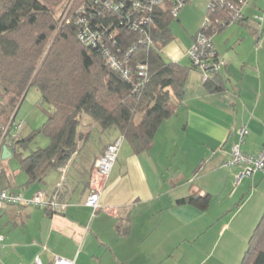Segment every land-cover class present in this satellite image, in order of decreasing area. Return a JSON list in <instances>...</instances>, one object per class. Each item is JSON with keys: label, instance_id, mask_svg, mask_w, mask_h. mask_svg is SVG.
Wrapping results in <instances>:
<instances>
[{"label": "crops", "instance_id": "0c3cea01", "mask_svg": "<svg viewBox=\"0 0 264 264\" xmlns=\"http://www.w3.org/2000/svg\"><path fill=\"white\" fill-rule=\"evenodd\" d=\"M262 22L260 31L245 16L235 22V32L223 33L227 25L215 31L219 35L212 33L225 60L219 75L223 87L212 90L200 69L189 70L183 98H173L177 110L162 123L151 147L135 153L122 140L97 209L86 204L87 170L108 143L122 137L118 130L108 132L103 144L81 142L67 167L45 182L28 183L26 174L22 184H14V175L4 176L5 163H0V189L24 198L39 191L50 198L59 191L65 204L60 211L4 204L0 264H33L37 256L43 264H54L56 256L74 264H239L264 212V171L238 181L241 168L228 161L243 125L249 129L244 152L258 153L264 145ZM163 52L175 62L186 56L175 37ZM89 123L85 115L82 129ZM9 150L2 152L3 161L12 157ZM191 194L209 195L210 204L177 202ZM187 244L192 251L181 252Z\"/></svg>", "mask_w": 264, "mask_h": 264}, {"label": "trees", "instance_id": "16d2710c", "mask_svg": "<svg viewBox=\"0 0 264 264\" xmlns=\"http://www.w3.org/2000/svg\"><path fill=\"white\" fill-rule=\"evenodd\" d=\"M61 1L0 0V133L17 115L31 86L40 90L43 102L49 105L44 109L42 126L11 143L12 155L28 175V183L45 182L53 171L67 167L80 151L81 142L103 144L101 135L111 130H118L135 153L147 151L162 123L175 114L173 98H183L187 74L195 68L192 62L169 60L163 52L174 38L171 22L178 15L171 2L145 10L135 7V0H110L112 6L106 4L107 0H74L70 17L61 21L54 9ZM241 1L231 0L233 4ZM210 3L207 22L200 30L207 34L222 30L232 17L229 8ZM115 4H120L119 9ZM83 6L85 12H80ZM81 17L100 33L98 45L84 44L78 38L84 27ZM145 36L152 42H141ZM104 48L124 61L127 76L111 67ZM141 65L146 66V77L139 73ZM219 75L213 73L206 83L212 90L223 87ZM85 115L91 123L84 130ZM40 134L49 138V144L25 156L24 151ZM100 155L87 170V184ZM56 194L61 201L59 191ZM177 202L206 208L210 198L191 194ZM241 264H264V212Z\"/></svg>", "mask_w": 264, "mask_h": 264}, {"label": "built area", "instance_id": "2783aa9c", "mask_svg": "<svg viewBox=\"0 0 264 264\" xmlns=\"http://www.w3.org/2000/svg\"><path fill=\"white\" fill-rule=\"evenodd\" d=\"M98 1V0H96ZM171 2L174 6L173 12L178 14L179 9L185 4V0H135V7L145 10H149L152 5L164 4L165 2ZM217 2L224 7L231 10L232 17L229 22H240L244 19L242 7L247 0H242L238 4H233L231 0H210V2ZM107 5L112 6L113 2L106 1ZM211 4V3H210ZM214 4L212 5L213 8ZM120 4H115V8L119 9ZM85 7H81L80 12H85ZM147 16L143 17V20H147ZM263 21V18H260ZM80 22L84 24V27L78 33V38L81 42L87 45H98L101 40L100 33L94 31L86 17H81ZM207 22V19L205 20ZM150 43L152 40L149 37L141 39V42ZM132 50V49H131ZM105 57L109 64L114 69L121 71L124 75H128V68L125 66L124 61L120 59L118 54L112 52L108 48H104ZM120 52V50H119ZM130 53V52H129ZM188 56L191 62L196 68L200 69L203 73L204 80L208 81L213 73L220 72L225 66V60L220 58L218 51L213 43L212 34H207L200 31L195 39V43L188 51ZM140 75L146 77V66H140ZM24 121H18L12 117L11 121L4 127L2 134L0 133V160L2 158V152L5 146L11 148V143L20 137L19 131L22 128ZM249 134V129L246 125H243L240 129V140L232 147V157L228 161L229 165H237L241 168L238 174V181L243 178H251L257 172L264 171V145L258 153L249 154L242 150L241 144L245 142L246 136ZM123 137L116 139L113 143L107 146L104 153L100 155L95 164L94 174L90 182V194L87 198L86 204L97 209L100 206L101 191L105 180L110 176V173L118 159L121 143ZM12 152L14 151L13 148ZM65 172V171H64ZM4 204H21V205H35L50 208L54 211H60L64 209L63 204L58 199L56 193L52 194L50 198H47L44 191L37 192L32 198H24L19 193L10 191L8 189H0V209ZM3 241V236L0 234V250ZM33 264H43L40 256H37ZM54 264H74L72 259H67L61 256L54 258Z\"/></svg>", "mask_w": 264, "mask_h": 264}, {"label": "rangeland", "instance_id": "374dc122", "mask_svg": "<svg viewBox=\"0 0 264 264\" xmlns=\"http://www.w3.org/2000/svg\"><path fill=\"white\" fill-rule=\"evenodd\" d=\"M255 2L256 0H247V2H245L242 7V12L244 16L249 17L250 21L254 24V26L259 28L260 31H262L263 22L260 20V18L264 19V0L257 1V2H261L262 4L260 8L254 6ZM209 3L210 0L187 1L179 9L178 15L174 17V19L171 22V27H172L173 35L175 37V41L186 52V56L183 58V60L180 61L182 64H190L191 62L190 57L188 56V51H189L188 49H190L189 48L190 46H193L198 33L205 24L206 12L208 11ZM75 4H74V0H62L58 4V6L54 7L56 12V17H58L61 21L69 18L70 10H73L72 8H74ZM236 26H239V24L234 22L232 24H229L223 33L229 34L235 32ZM54 35L55 34L51 36V39L47 43L46 48H48L49 45L51 44ZM215 35H219V34L215 32ZM48 108L49 105L43 102L42 100V94L40 90L36 86H31L26 94V97L22 100L20 104V108L16 115L18 121L21 120L24 121V124L19 131L20 136L23 137L28 136L33 129L41 127L46 120V114L44 109H48ZM101 137L102 139H100V142L102 141L106 142L109 138L108 135H104V136L101 135ZM98 139L99 136L97 138V142ZM48 144H49V138L44 134H40L36 138V140L31 144L30 149L24 151V155L26 156L31 152V150H34L38 147H46ZM2 162L5 163L4 164L5 173L3 175L5 176L7 174L8 175L13 174L15 179L17 180V182H15L14 184H22L21 179L26 177V173L23 172L18 158L12 155L11 158L4 161L1 158L0 163ZM15 186H16L15 188H17V185ZM188 247L189 246L187 244L180 251L181 252L192 251V248L188 249ZM246 249L244 251H246ZM200 250H202V248ZM197 252L198 249H196V253ZM242 259L243 257H241L239 264L241 263Z\"/></svg>", "mask_w": 264, "mask_h": 264}, {"label": "water", "instance_id": "95a60500", "mask_svg": "<svg viewBox=\"0 0 264 264\" xmlns=\"http://www.w3.org/2000/svg\"><path fill=\"white\" fill-rule=\"evenodd\" d=\"M13 118H14V119L16 118V114L14 115ZM7 152L11 154V152H10V150H9V147H8V146H5V147H4V150H3L4 155H5V153H7Z\"/></svg>", "mask_w": 264, "mask_h": 264}]
</instances>
